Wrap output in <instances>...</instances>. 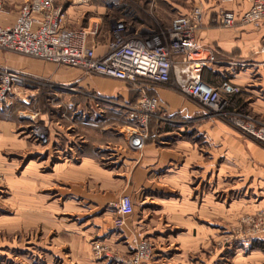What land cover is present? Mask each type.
I'll list each match as a JSON object with an SVG mask.
<instances>
[{"label":"rangeland","instance_id":"rangeland-1","mask_svg":"<svg viewBox=\"0 0 264 264\" xmlns=\"http://www.w3.org/2000/svg\"><path fill=\"white\" fill-rule=\"evenodd\" d=\"M210 2L226 6L230 2L246 4L251 0H118L116 5H108L104 0H92L91 4L96 6L92 13L95 16L106 13L113 17L133 19L138 24L159 30L169 27L175 15ZM84 7L89 8L88 5ZM103 19L106 21L107 16ZM211 24L225 28L221 24ZM106 33L107 30L104 31ZM5 57L47 63L0 48V73L12 70L25 78L24 83L17 86L10 104L0 106V264H128L135 250L136 237L149 240L153 250L157 247L160 249L159 255L154 256L153 252L154 257L142 264H264V167L256 159H248L247 154L251 153V149L245 150L243 143L251 141L263 152L264 145L233 127L228 120L231 115L239 113L264 124V120L248 107L234 106L233 96L226 116H216L204 110L207 117L219 119L236 132L237 140L241 141L230 154L229 149H225L222 153L225 157L221 159L222 163L230 162L231 165L224 167L237 175L236 191H231L229 198L223 188L216 194L217 200L226 208L234 203L236 207L222 219H215L220 222V227L215 230L202 226L200 219H191L195 227L200 225L206 231L203 238L200 237L202 232L198 234L195 230L194 237L187 240L175 239L176 232L173 238L154 241L148 238L156 235L152 225L144 230H134L133 220L129 216L125 217L122 226L115 224L119 216L117 204L127 194L119 196L115 184H107L105 188L94 182L95 196H91L99 200L96 197L104 193L115 219H83L86 211L79 207L84 203L82 195L85 183H90V177V180L85 177L70 178L67 168L58 165L61 159L43 162L44 157L38 159L36 154L40 150V155L45 153L47 156L51 149V140L56 134L50 126H64L66 129L71 124L90 122L109 127L106 131H112L118 137H126L121 127L126 123L127 111L120 104L127 102L119 95L103 97L90 85L81 86L77 82L71 84L70 90L67 82H56L50 77L32 75L11 67L7 61H1ZM111 80L122 86H133L121 80ZM239 87L242 91V87ZM31 116L48 133L49 143H40L31 134ZM60 118L62 121H59ZM26 137L33 142L24 144ZM202 147L205 149L206 145ZM226 157H231V160L226 161ZM247 177L248 183H244L243 178ZM136 203L140 206L139 202ZM149 220L146 219L147 222ZM193 225L188 224L189 227ZM101 227L108 229L106 235L98 232ZM96 244L101 246V252L95 249Z\"/></svg>","mask_w":264,"mask_h":264},{"label":"crops","instance_id":"crops-1","mask_svg":"<svg viewBox=\"0 0 264 264\" xmlns=\"http://www.w3.org/2000/svg\"><path fill=\"white\" fill-rule=\"evenodd\" d=\"M23 1L3 0L4 11L0 16V24H12ZM84 6L71 5L68 8V26L81 25L88 18L102 20L103 30L98 37L96 51L104 53L110 42L109 33L104 34V31H108L103 19L107 14L95 16L92 14L95 12L94 4H88L87 9ZM226 6L211 2L202 5L203 18L196 28L197 42L201 47L210 48L216 59V63L204 71L203 79L213 86H219L225 80L241 86L242 91L234 95V106L248 107L264 120V21L258 27L241 23L225 28L213 26L211 20L221 10L244 12L251 3L230 2ZM191 9L181 13H189ZM203 54L206 55L205 52ZM3 60L11 67L32 75L50 77L56 82L90 85L107 98L119 95L124 101L132 103L140 94L136 87L122 86L109 78L86 77L73 67H57L52 62L41 63L18 57H5ZM145 90L150 96H158L162 106L150 121V137L142 151L133 149L126 137L106 131L109 127L81 122V125L71 124L66 129L64 126H50L56 134L51 140V149L47 156L45 153L40 155V150L36 151L37 157H44L43 162L61 159L58 165L67 168L70 178L91 179L89 184L85 183L82 195L84 203L79 207L86 211L83 219H115L104 193L96 197L99 200L91 197L95 196L94 182L105 188L107 184H115L119 196L129 193L136 200L134 212L129 215L134 230H144L146 226L152 225L156 235L148 238L154 241L173 238L176 232L175 239L187 240L194 237L195 230L198 234L202 232L200 237L203 238L206 231L200 225L195 227L191 219H200L202 226L215 230L220 227L219 220L215 219H222L236 207L234 203L230 205L231 208H226L217 200L216 194L223 188L229 198L230 192L236 191L237 175L224 167L231 163H222L221 159L225 157L222 154L225 149H229L230 154L241 141L237 140L236 132L219 119L207 117L202 106L178 91L153 85H146ZM94 136L98 138L93 139ZM26 139L24 144L33 142L28 141V137ZM203 144L206 145L205 149ZM243 145L245 150L251 149V153L247 154L248 159L254 158L264 167V152L251 141ZM226 158V161L231 160V157ZM243 180L248 183L249 179ZM106 208L108 211L105 212ZM146 219H150L149 222ZM189 223L194 226H190L191 230ZM98 232L106 235L108 229L101 227ZM158 250V247L154 249V256L159 255Z\"/></svg>","mask_w":264,"mask_h":264},{"label":"built area","instance_id":"built-area-1","mask_svg":"<svg viewBox=\"0 0 264 264\" xmlns=\"http://www.w3.org/2000/svg\"><path fill=\"white\" fill-rule=\"evenodd\" d=\"M108 5L118 0H104ZM92 0H24L16 20L9 25L0 24V48L21 55L52 62L58 66L79 69L90 76H102L124 81L138 88L137 99L120 104L127 111L122 125L130 145L142 151L150 136V121L161 109L158 96L146 93L145 86H164L202 106L216 116H226L239 86L225 80L213 86L203 79L204 71L216 63L210 48L197 42L196 28L203 18V7L197 5L189 13L175 15L165 29H154L138 24L133 19L107 14L110 42L104 53H97V41L103 30V21L88 18L78 26H68V8L88 5ZM4 2L0 0V16ZM93 19V20H92ZM264 21V0H251L244 12L221 10L211 22L232 27L237 23L260 26ZM206 53V55L203 54ZM25 78L12 70L0 73V106L10 104L17 86ZM71 84L69 83L70 90ZM31 134L40 143H49V135L31 116ZM229 122L247 136L264 145V124L250 116L235 113ZM117 226L135 209L131 195H123L117 204ZM135 250L128 264H142L153 257V245L145 238L134 239ZM101 252L100 245L95 246Z\"/></svg>","mask_w":264,"mask_h":264}]
</instances>
